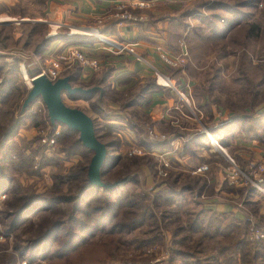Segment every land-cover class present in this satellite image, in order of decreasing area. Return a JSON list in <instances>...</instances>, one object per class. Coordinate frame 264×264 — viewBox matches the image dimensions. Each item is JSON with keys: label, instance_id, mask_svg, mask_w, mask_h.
<instances>
[{"label": "rangeland", "instance_id": "374dc122", "mask_svg": "<svg viewBox=\"0 0 264 264\" xmlns=\"http://www.w3.org/2000/svg\"><path fill=\"white\" fill-rule=\"evenodd\" d=\"M45 2L0 0V190L8 187V192H0V264H264V214L257 216L255 210L246 208L238 222L207 209L220 202L232 205L239 214L243 204L213 194V177L203 159L187 173L173 171L174 163L167 155L183 138L170 137V132L149 124L145 108L138 104L141 86L115 93L97 86L93 77L89 82L95 86H89L77 81L78 74L83 68L101 74L95 59L74 45L59 54L46 53L50 43L62 40L68 32L102 43L93 30L46 22ZM191 4L188 14L178 18L183 21V32L173 40L177 50L169 53L157 48L164 71L151 68L152 79L144 83L153 82L179 98L180 116L195 125L194 139L203 138L205 150L218 157L223 188L236 189L244 200L256 192L264 201V195L252 186L254 177H245L258 172L264 189V0H194ZM126 11L124 7L116 14L119 22L126 21V16L139 17ZM56 24L62 27L53 30ZM131 47L133 58L142 60ZM73 49L95 60L98 69L66 59ZM110 52L130 55L112 48ZM160 53L182 62L169 66ZM49 56L60 63L58 78L68 77L72 87H98L85 94L88 100L63 94L61 101L87 115L95 138L107 145L101 182L127 179L117 192L89 194L73 215V202H44L74 196L73 186L79 183L66 177L79 168L87 170L92 153L76 144V133L49 122L40 98L21 111L30 78L40 76ZM153 70L169 87L156 84ZM178 80L182 85L176 84ZM183 85L187 89H180ZM14 123V134L6 140L3 137ZM53 132H58L54 143L46 147L43 140ZM236 139L246 146L235 148ZM154 142L167 143L168 150ZM235 149L240 151L234 154ZM232 166L238 171L235 182L230 178ZM24 196L44 202L12 226L18 210L30 201ZM55 222L60 225L57 234L44 236ZM250 229L258 230L262 238L251 240ZM39 238H44L41 244L36 242ZM64 245L74 251L55 256Z\"/></svg>", "mask_w": 264, "mask_h": 264}, {"label": "crops", "instance_id": "0c3cea01", "mask_svg": "<svg viewBox=\"0 0 264 264\" xmlns=\"http://www.w3.org/2000/svg\"><path fill=\"white\" fill-rule=\"evenodd\" d=\"M192 1L194 0H46L44 4L46 22L63 23L70 27L93 30L116 42L132 45L134 51L140 57L142 56V60H137L126 54H111L108 48L93 41L94 37L69 34V32L63 36L64 38H60L62 40L57 39L50 43L46 53L59 54L66 51L69 45H74L85 56L95 59L99 63L101 74L95 75L87 68L81 69L78 74L77 81L91 84L89 86H95L93 85L95 83L89 82L91 77L96 80L97 86L104 85L115 93L126 92L133 87L140 88L141 86L143 91L140 96L138 95V104L139 107L145 108L149 124L159 131L170 132V137L183 138V142L178 147H174L173 151L168 152L167 155L174 163L173 171L181 174L187 173L198 167L200 159L207 161L208 169L213 177L212 181H214L213 194L222 196L224 201L230 200L232 203L239 200L238 202L243 204L242 212L239 214H236L232 205L220 202L209 205L207 209L220 215L230 216L239 222L241 221L240 214L246 208L255 210L257 216L264 214L262 197L255 192L247 200H244L245 197L239 199L241 197L236 189L228 191L227 188H223L221 186L223 184L222 169L216 160L218 157H214L216 153L211 150H205L207 144L203 138H199V141L194 139L195 125L186 116H180L182 111L179 110L181 104L179 98L174 97L171 92L168 93L167 90L157 87L153 82L149 85L144 83L152 79L151 68L163 69L157 57V48L165 49L169 53L177 50L173 40L178 39L183 32V21L181 22L178 18L179 15L188 14ZM139 4H143V6L140 7ZM118 6L122 7L119 11L117 10ZM124 7L127 10L126 15H139V17L132 19L130 16H126V21L119 22L121 19L116 18V14H121ZM71 38L75 40L74 43L67 44L66 42H70ZM176 84L182 85L179 80L176 81ZM184 87L187 89V86L184 85L180 89ZM111 107L114 109L113 106H109V108ZM113 115L114 118L118 117L115 112ZM205 118H209V116L205 115ZM112 120L115 119L112 118ZM168 122L171 126L168 125ZM111 123L116 125L115 121H111ZM234 142L237 143L235 148H238L239 145L246 146L237 139ZM213 145L215 144L213 143ZM159 149L168 150L167 146H161ZM206 151L214 155L207 154ZM238 151L240 150L235 149L233 153ZM255 153H258V149H255ZM255 156L260 158L256 154Z\"/></svg>", "mask_w": 264, "mask_h": 264}, {"label": "water", "instance_id": "95a60500", "mask_svg": "<svg viewBox=\"0 0 264 264\" xmlns=\"http://www.w3.org/2000/svg\"><path fill=\"white\" fill-rule=\"evenodd\" d=\"M97 88L82 89L72 87L68 77L49 81L45 76L35 75L30 78V88L21 105V111L27 108L35 99L42 101L47 118L51 124L58 123L74 132L78 136L81 146L92 153L86 170L87 185L95 189L107 190L124 185L127 179L105 184L100 180V168L106 155V147L100 143L94 135L91 119L82 111L69 108L61 101V95L65 94L69 99L85 95Z\"/></svg>", "mask_w": 264, "mask_h": 264}, {"label": "built area", "instance_id": "2783aa9c", "mask_svg": "<svg viewBox=\"0 0 264 264\" xmlns=\"http://www.w3.org/2000/svg\"><path fill=\"white\" fill-rule=\"evenodd\" d=\"M139 6H143V4H139ZM59 27H62L61 24H56L53 26V30L58 29ZM72 33V32H71ZM95 37L98 39V41L100 43H102V45L106 46L109 50L112 48L114 49L117 53L120 52H126L129 53L132 56H136L133 53L132 50V45H122V44H117L113 41H111V39L104 37V36H100L97 35V33L95 32ZM128 47V48H127ZM159 58H161L166 64H168L169 66H175L178 63L182 62V60H178V59H169L166 57L163 53L159 54ZM66 59H72V60H76L77 62H79L81 65L86 66L90 69L93 70H97L98 69V65L97 62L95 60L92 59H88L86 57H84L78 50H69L67 52V56ZM60 63L58 62L57 58H54L52 56H49L46 58L45 60V64H44V68L41 70L40 72V76L43 75L45 76L49 81H54L56 78L59 77V72H60ZM153 74L155 76L156 79V84L160 85V86H166L169 87L168 85L170 84L169 82H167V80L165 78L162 77L161 74H159L158 72L153 70ZM158 82H160V84H158ZM58 132H53L52 135L47 136L46 138H44L43 140V144L46 145V147H50L53 143H54V138L57 136ZM211 146H216V142L214 143L215 145H213L211 143V140L209 141ZM217 149L219 150L220 148L217 147ZM231 163V162H230ZM199 171V170H197ZM260 172V171H259ZM231 175L230 178L233 180V182L236 181V176L238 175V171L236 170V168L234 166H232L231 171H230ZM254 177V181L253 179L251 180V183L253 182L252 186L261 194L264 195V189H262V183L263 180L261 178H258V172L256 171H251L248 174L245 175L246 179H249L250 177ZM252 228V227H251ZM250 231V239L252 240H259L262 238L261 234L258 233V230H254L252 231V229L249 230ZM251 231L253 232V234H251Z\"/></svg>", "mask_w": 264, "mask_h": 264}, {"label": "trees", "instance_id": "16d2710c", "mask_svg": "<svg viewBox=\"0 0 264 264\" xmlns=\"http://www.w3.org/2000/svg\"><path fill=\"white\" fill-rule=\"evenodd\" d=\"M71 79V78H70ZM72 80V79H71ZM74 80V79H73ZM78 97L79 98H82V99H84V100H88V98H89V96H87V95H81V96H76L75 98H73V99H78ZM26 109V108H25ZM24 109V110H25ZM23 110V111H24ZM16 123H14V127L12 128V129H10L6 134H5V136L3 137V138H5L6 140H8L13 134H14V131H15V127H16V125H15ZM94 130V129H93ZM12 134V135H11ZM97 139V138H96ZM5 140V141H6ZM98 140V139H97ZM154 143H158V142H154ZM76 144H79L80 146H81V144H80V142L78 141V138H77V142H76ZM157 145V144H156ZM167 146V143H158V145H157V147L158 148H160L161 146ZM82 147V146H81ZM105 147H107V145H105ZM83 148V147H82ZM84 149V148H83ZM87 151V150H86ZM103 164V163H102ZM102 167V166H101ZM85 175H86V168H79V169H77L76 170V172H74V174H71L70 176H67L66 177V179H68L69 177H71L72 179H71V181L73 182H76V183H79V186L77 187V186H73V188L75 189V192H74V196L71 198V197H60V199L59 198H55V199H51V200H49V201H47V202H44V201H41L38 197H33L31 200H30V198H28V197H25L24 196V198L23 199H25V200H30L28 203H26L25 205H23L19 210H18V212H17V215H16V219H15V221L13 222V225L12 226H14V223H19V221H21L22 220V218H24L26 215H28L29 213H31V212H33L35 209H36V207L37 206H39V205H41L42 204V202H44V204H46V205H48V204H58V203H62V202H73L74 203V206H73V210H72V215L74 214V213H76L77 212V207L83 202V199L85 198V197H87L89 194H91V193H97L99 190H101V189H95V188H93V187H90V186H88L87 185V180H86V177H85ZM100 178H101V174H100ZM60 179H63V177H61ZM65 179V180H66ZM101 180V179H100ZM119 181V180H118ZM106 184V183H105ZM122 186H117V187H115V188H111V189H107V190H101V191H103V192H106V193H113V192H117V191H119V189L121 188ZM7 188L8 187H4L2 190H0V192L2 191V192H5V191H7L8 192V190H7ZM59 195H61V194H59ZM41 209V208H40ZM43 209V208H42ZM41 209V210H42ZM220 217V216H219ZM70 219H74V217H71ZM221 219V218H220ZM68 221V220H67ZM58 226H60L59 224H58V222H55L54 224H52V226H51V230L50 231H48V232H46L45 234H44V236H52L53 234H57V231H56V228L58 227ZM44 238H39V240H37L36 242L37 243H40V242H42V240H43ZM69 242V241H68ZM41 244V243H40ZM40 244L39 245H37V246H35V251L39 248V246H40ZM72 251H74V248H72V246H62L61 248H58L57 250H56V252H55V256H57V257H65V256H67L70 252H72ZM33 252V251H32ZM31 252V253H32Z\"/></svg>", "mask_w": 264, "mask_h": 264}, {"label": "bare ground", "instance_id": "6f19581e", "mask_svg": "<svg viewBox=\"0 0 264 264\" xmlns=\"http://www.w3.org/2000/svg\"><path fill=\"white\" fill-rule=\"evenodd\" d=\"M20 21H22V20H20ZM20 21H18V22H20ZM74 32V31H73ZM25 75V74H24ZM30 85V84H29ZM211 140V139H210ZM211 143L213 144V140H211Z\"/></svg>", "mask_w": 264, "mask_h": 264}]
</instances>
